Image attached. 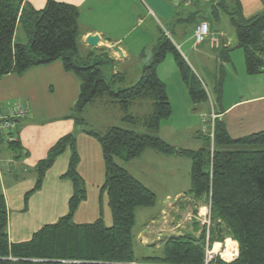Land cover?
Wrapping results in <instances>:
<instances>
[{
	"label": "trees",
	"instance_id": "16d2710c",
	"mask_svg": "<svg viewBox=\"0 0 264 264\" xmlns=\"http://www.w3.org/2000/svg\"><path fill=\"white\" fill-rule=\"evenodd\" d=\"M201 4L197 1L194 8L186 10L187 18L178 22L207 21L208 13L218 20L222 10L235 29L236 48L244 51L247 72L259 74L264 53V13L246 19L238 2L231 9L225 0L205 3L203 9L199 7ZM79 18L77 7L55 0H48L41 11L26 6L23 0H0V79L60 62L65 72L74 74L80 81V94L73 106L77 122L84 126L80 118L84 110L98 100L108 99L120 107L124 123L144 127L154 134L161 122L172 115L166 85L157 73L171 53L192 103L199 105L209 100L202 80L162 29L154 55L143 66L140 80L128 88L119 87L121 78L113 74L112 81L104 71L106 66L113 68V61L93 55L81 58ZM18 23L30 37L27 45L14 43ZM230 52V49L220 52L222 63L214 89L218 103L223 96L224 65L229 62ZM137 101L150 102L152 112L142 118L133 116L130 111ZM21 122L14 130L0 133V146L5 145L18 157L22 151L18 140ZM86 133L101 147L105 179L100 198L107 195L111 227L105 226L101 203L100 218L95 222H74L88 195L78 170L81 158L77 152V136L69 134L59 139L47 157L37 164V180L27 195L41 190L48 171L70 151L68 170L63 176L73 185L68 214L57 223L42 227L30 241L12 244L8 235V208L0 191V264H204L206 229L199 238L192 234L169 238L163 245L161 257L137 260L135 213L138 209L155 207L157 197L117 161L131 163L147 151L164 156L179 154L191 160L190 194L195 200L209 199L212 224L221 222L225 230V234L219 236L211 229L212 241L223 242L228 237L238 244V258L229 264H264V150H251L264 147V131L233 140L225 123L217 118L214 139L209 133L204 139L206 147L198 151L178 150L154 135H141L120 127H111L105 133ZM216 264L227 263L217 260Z\"/></svg>",
	"mask_w": 264,
	"mask_h": 264
},
{
	"label": "crops",
	"instance_id": "0c3cea01",
	"mask_svg": "<svg viewBox=\"0 0 264 264\" xmlns=\"http://www.w3.org/2000/svg\"><path fill=\"white\" fill-rule=\"evenodd\" d=\"M47 1L23 0V3L36 11H41L45 8ZM55 1L77 7L80 13L79 30L81 34L78 47L79 54L82 53L84 56L80 54L81 58L87 59L93 55L113 61V74L121 78L119 87L123 85L124 75L128 71L126 68L122 69L121 72L114 70L115 65L117 63L125 65L138 55L137 48L133 47L134 45H132L133 48L126 47L124 42L137 33L139 29L142 30L147 21L152 20L160 26L158 30L151 34V43L153 44L154 40L155 45H157L161 36L160 29L164 27L162 23H169L174 28L173 36L167 30L165 33L171 38L177 50L192 69L193 65L197 64L196 52L199 49L206 48L205 53L217 57H220L222 50L230 49L229 62L224 65L225 76H230L232 79L239 78V85L231 89L224 81L223 96L220 103H218L215 94L218 107L215 114L218 120L225 123L233 140H239L264 131V76L260 73L249 74L246 68L244 51L242 49L233 51V46L237 44L236 32L234 29L233 34L231 31L233 28L230 30V18L223 23L221 14L224 12L222 10L218 20H215L211 14H207L210 36L202 45L195 46L194 31L201 21L194 24L179 23L182 19L187 18L188 12L186 10L189 9L178 8L171 0ZM236 2L240 4L241 13L246 19L264 13V0H225V4L230 9L235 7ZM201 3L199 7L202 9L206 7L204 6L205 2ZM20 27L24 29L27 37L20 36ZM91 35H97L101 39L97 48H92L86 43V38ZM141 35L142 37L137 36V40L134 39L133 41L136 46L141 45L142 40L147 36V32L142 30ZM173 38L175 39L173 40ZM29 42L30 37L26 29L21 23H18L15 29L14 43L27 45ZM190 44L191 46L188 49ZM115 48L121 50L123 57L119 55ZM183 48H187L188 53H184ZM140 54L139 56L142 57L143 54ZM236 61H239L238 66ZM159 69H161V65L158 67L157 73L166 85L173 112L176 108L191 110L193 103L189 97L187 87L180 79L181 77L178 78L172 74L166 81L160 76ZM140 74L138 78L141 77ZM195 74L202 80L208 92L204 80L196 72ZM214 81L216 86V76ZM79 94V79L74 74L65 72L60 62L29 70L22 75L10 74L0 79V108L6 110L9 105L17 104L24 106L29 111L27 118L22 120L18 130V140L22 149L19 157L18 154L15 155L7 150L5 145L0 146V191L5 197L8 208V235L12 244L30 241L33 235L42 227L55 224L60 218L68 214L69 201L73 195V185L70 180L64 179L63 176L68 170L70 151L63 154L48 171L41 190L29 197L27 195L33 190L37 180L35 171L37 164L44 160L49 150L59 139L66 135L77 132L76 136L80 142L78 143L81 152L79 172L85 169L84 163L87 160L84 157L86 155L85 144L91 142L93 138L87 135L84 129L89 122L86 113L90 106L80 116L85 122L84 126L77 122L74 116L73 106ZM107 103L106 101L105 105ZM94 105L97 104H92V106ZM79 126H81L80 130H78ZM189 128L183 129L182 132H188L187 130H189L188 134H191L192 129ZM196 129L198 128L195 127L194 130ZM178 133H180V129L169 128L168 124H165L151 135L160 138L178 150L198 151L206 147V143L204 142V145H202L200 141L194 147L196 149L186 145L183 147L177 146ZM198 137H201V135ZM95 148L96 152L101 151V148L97 145H95ZM100 167L102 174H100L101 178L96 185H94L96 176L89 177L88 174L84 175L82 171L80 172L87 186L91 184L93 188L96 187L98 190L97 200L99 205L97 209L99 208V211L100 203L103 208L106 199L105 194L103 198H100V187L104 183L102 178L105 179L104 166L100 164ZM123 167L150 190H152L150 186H153L157 190L161 188L166 192H171L162 196L160 204L157 199L156 206L159 207L157 212L152 210L156 206L142 209L140 211H144L145 214L143 215L144 212H140L139 215L142 217L137 218L139 209L136 211V224L137 219L140 221L143 218L144 220L141 228L134 232L135 245L136 247L139 245L140 251L148 249L161 250L165 241L173 237L192 234L199 238L204 228L194 220L189 222V218L193 214H197L199 208L202 210L204 200H195L190 194L192 187L190 176L192 162L190 159L179 154L164 156L155 151H147L140 158L125 164ZM144 172H153V179H146ZM89 193L90 190L87 191V201L80 205L75 219L81 209L88 205L90 201ZM154 193L157 195L156 191ZM188 206H193L195 209L189 210ZM147 211L152 212L146 215ZM102 214L104 216V211ZM106 222H108L107 219ZM151 228L156 231L150 235L148 231ZM214 230L216 232V224ZM143 258L146 257H141V259Z\"/></svg>",
	"mask_w": 264,
	"mask_h": 264
},
{
	"label": "rangeland",
	"instance_id": "374dc122",
	"mask_svg": "<svg viewBox=\"0 0 264 264\" xmlns=\"http://www.w3.org/2000/svg\"><path fill=\"white\" fill-rule=\"evenodd\" d=\"M221 15L223 16V23L226 21V19L227 20L229 19V17L226 16L224 13H222ZM162 24L164 25V27H162L161 29L164 30V32L167 30L173 36L172 33L174 32V30H173L174 28L171 27V25L169 23H162ZM159 27L160 26H158L154 21H152V20L147 21L145 27L142 28V30H145L147 32V36L145 37L144 40H142L140 46H136L135 44H133V41H134V39L137 40V36L142 37V35H141L142 30L141 29H139L137 31V33L132 35L130 38L125 40L124 45L126 47L127 46L132 47V45H134L133 47L137 48L138 55L131 62L125 63V65L119 64V63H117L115 65L114 70L116 69L117 71L121 72L122 69L126 68L128 71L124 75V77H125L124 83L120 87H124V88L131 87V86L135 85L140 80V78H138L139 73L142 74L143 66L149 63L150 58L154 55V52H155L154 50H155L156 45L154 43V40H153V44L151 43V34L154 33V31L158 30ZM230 27H231L230 28V30H231L233 27L231 25H230ZM19 30H20L19 31L20 36L27 37V35H26V33L22 27H20ZM233 30H234V28L231 30L232 33L234 34ZM209 36H210V33H209ZM174 39L175 38H173V40ZM206 40H207V38L205 39V41ZM176 41H178V40H176ZM189 46H191V44L188 45V49H189ZM236 46H237V44L233 46V48H232L233 51L238 50V48H236ZM214 48H215V46H214ZM188 49L183 48L182 51L184 53H186V52L188 53ZM206 50H207L206 48H203L201 50L199 49V51L196 52L197 64L193 65V71L196 72L206 83L207 89H208V94H209V100L207 102L201 103L199 105L193 104L191 106V110H182L181 108H176V110L173 112V109H172L171 117L168 120L162 121L161 125H160V127H161V126H164L165 124H168L169 128L173 127V128L180 129V133H178V141L176 142V145L177 146L179 145L180 147H183L184 145H186L188 147L194 148L197 146L198 141H200L201 144L204 145V142H205L204 138L206 136H208L209 133H211V132L214 133V124L212 125V116H216V119H217V115L215 114V111L217 112V109H218L216 101H215V92H214L215 81L214 80H215V76L218 77L222 62L220 61L219 57L213 56V54H210V53H205ZM239 50H241V49H239ZM135 53H136V51H135ZM139 53L143 54V58L141 56H139ZM80 54H81V56H83L82 53H80ZM238 64H239V61H236L237 66H238ZM159 70H160V76H162L164 79H166V81H168V77L172 74H174V76H177L178 78H180V73H179L177 65L174 61V56L171 53L168 54L167 58L165 59V61L161 65V69H159ZM104 71H105L106 75L108 77H110L111 80L113 81L114 80V79H112L113 73H114L113 68L106 66L104 68ZM138 71H140V72H138ZM225 81L227 83L228 88H231V89L234 86L239 85V83H238L239 78H237V77L232 79L230 76L229 77L225 76ZM106 101L108 102L107 105H105ZM95 103L97 105H94V106L90 105V108L87 110V113H86V115H88V119H89L88 120L89 122H88L86 128H84L86 132L105 133L111 127H120L123 129L135 131L141 135H151L152 134L150 130H148L144 127H141V126L135 127V126L129 125L127 123H124L122 121L123 113L120 110V107L113 105L107 99L98 100ZM134 104L135 105L131 108L130 112L133 116H135L137 118L145 117L146 115H148L152 112V104L148 101H137ZM85 110H84V112H85ZM215 120H214V123H215ZM189 127H191V129H192L191 134H188L189 130H187L188 132H184V131L182 132L183 129H188ZM195 127H197L198 129L194 130ZM208 127H210V129H208ZM80 129H81V126H79L78 130H80ZM207 129H208V131H206ZM196 131H198V132H196ZM74 134L77 135V132ZM199 135H201V137H198ZM77 142H79V140H77ZM79 143H77V152L80 155L81 152H80V144ZM95 145H97L99 148H101L100 144L94 138L92 139L91 142H89L88 144H85L86 155L84 157L87 160L84 163L85 169L81 170L84 175L88 174L89 177L92 175L96 176V178H95L96 182L94 183V185H96V183H98L100 178H101L100 174H102V170H101L100 164H101V166H104V161L102 158L101 151H99L100 153L98 151L96 152ZM194 149H196V148H194ZM251 150L252 151H254V150L255 151L256 150L262 151V150H264V147L252 148ZM117 163L122 165V166H125V163H122L120 161H117ZM78 170H79V168H78ZM144 177H146V179L147 178L153 179V177H154L153 172H149V173L144 172ZM103 180H104V178H102V181ZM152 184H153V181H152ZM84 186H85V188H87V191L90 190V193H89V196H90L89 200L90 201H89L88 205H86L83 209H81V212L78 213L76 219L74 220V222L77 224L93 223L100 217L99 208L97 209V207L99 205V202L97 200L98 199V190L96 189V187L93 188L91 186V184L89 186H87V184L85 183ZM101 187H100V190H101ZM150 187L152 189L151 191H153V192L156 191L158 197L156 194L155 195L158 199L159 204H160V202H162L161 198L165 193H171V192H166V190H162L159 186L158 187L160 188V190H157V188H155L153 186H150ZM170 190H171V188H170ZM105 196H106L105 197L106 198L105 203H104L105 206H103V208H102V212L104 211V216H103L104 218L103 219H104L105 226L111 227L112 215H111V210L108 206L107 195L105 194ZM93 197H96V198L93 199ZM157 206L155 208H153L152 210H155L157 212L159 210V207H157ZM170 206H172V205H170ZM188 209L193 210L195 208L193 206H191V207L188 206ZM140 210H142V209L138 210V217L137 218L142 217L141 215H139L140 212H144V211H140ZM151 212L152 211H147L146 215L150 214ZM197 212H198L197 214H193L192 216H190L189 222L194 220L202 228L205 229L206 228L204 226L205 222L209 221V217L211 219V205H210L209 199H208V201L204 199L202 210H201V208H199V210ZM144 214H145V212L143 213V215ZM106 219L108 222H106ZM142 220H143V218L140 220L141 221L140 222L137 219V224H136L137 226L134 229V232H136V230L140 229L142 224H144L143 223L144 220L143 221ZM164 220H167V219H164ZM211 224H212V220H211ZM214 225H215V223L212 224L211 229H214ZM173 228L175 229V227H173ZM174 229L172 230L173 232H174ZM155 231L156 230L151 228L148 232H150V235H151ZM147 238H149V236H147ZM135 252H136L137 260H140L141 257H147V256L161 257L163 255V248L161 250L148 249V250H141L140 251L139 245L137 247L135 245Z\"/></svg>",
	"mask_w": 264,
	"mask_h": 264
},
{
	"label": "built area",
	"instance_id": "2783aa9c",
	"mask_svg": "<svg viewBox=\"0 0 264 264\" xmlns=\"http://www.w3.org/2000/svg\"><path fill=\"white\" fill-rule=\"evenodd\" d=\"M178 8L191 9L194 8L197 1L212 2L215 0H171ZM210 25L207 21H202L194 31L195 46L201 45L210 33ZM263 64L260 66V74L264 76V53L261 55ZM29 114L28 109L22 105H9L6 110L0 108V133L12 131L17 124L27 118ZM216 116H212V125ZM211 138L214 139V133L211 132ZM214 145L212 143L211 153L213 154ZM206 239H205V261L204 264H216L217 260L224 263H231L238 258L239 248L238 244L231 238H225L223 242H213L211 238V219L205 222ZM203 226V227H204ZM231 245V246H229Z\"/></svg>",
	"mask_w": 264,
	"mask_h": 264
},
{
	"label": "water",
	"instance_id": "95a60500",
	"mask_svg": "<svg viewBox=\"0 0 264 264\" xmlns=\"http://www.w3.org/2000/svg\"><path fill=\"white\" fill-rule=\"evenodd\" d=\"M100 41H101V39L97 35H91V36H88L86 38V43L88 44V46H90L92 48H97L99 46ZM115 49L119 53V55L121 57H123L121 50L119 48H115ZM216 233L219 236H223L225 234V230H224L223 224L221 222L216 224Z\"/></svg>",
	"mask_w": 264,
	"mask_h": 264
},
{
	"label": "bare ground",
	"instance_id": "6f19581e",
	"mask_svg": "<svg viewBox=\"0 0 264 264\" xmlns=\"http://www.w3.org/2000/svg\"><path fill=\"white\" fill-rule=\"evenodd\" d=\"M206 211V210H205ZM230 246V245H229Z\"/></svg>",
	"mask_w": 264,
	"mask_h": 264
}]
</instances>
